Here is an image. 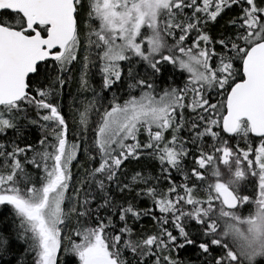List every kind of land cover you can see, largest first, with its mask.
<instances>
[{
    "label": "snow or ice",
    "instance_id": "snow-or-ice-1",
    "mask_svg": "<svg viewBox=\"0 0 264 264\" xmlns=\"http://www.w3.org/2000/svg\"><path fill=\"white\" fill-rule=\"evenodd\" d=\"M0 209V264H264V0H0Z\"/></svg>",
    "mask_w": 264,
    "mask_h": 264
},
{
    "label": "trees",
    "instance_id": "trees-1",
    "mask_svg": "<svg viewBox=\"0 0 264 264\" xmlns=\"http://www.w3.org/2000/svg\"><path fill=\"white\" fill-rule=\"evenodd\" d=\"M235 13L232 12V13H228V15H234ZM224 23L223 20L220 21V25H222ZM220 25H216L214 28H212V31H213V34H215L216 32L220 31ZM211 27V26H210ZM176 79L179 81L181 79H183V77H180V76H177ZM95 83H99V80L97 79V81H95ZM74 84L72 85V91H73V94H75V89H74ZM110 95V94H109ZM186 116L188 115V113L186 112L185 114ZM39 130L35 127L31 128L27 133V137H28V141L29 142H32L34 141L38 136H39ZM9 135H11V133H9ZM181 135H186V133H181ZM144 137H141V139H143ZM237 140H239L240 142V145L243 147L244 146V143L242 140H240V138H237L236 140H233L232 143H236ZM258 143V140L256 141ZM188 164L189 166H191L192 164V161H191V157H189L188 159ZM129 167H136L137 169H139V166L138 165H129ZM75 169V167H74ZM158 167L156 168V171H158ZM75 171V170H74ZM150 205V201H143L141 202V207H147ZM0 211H4V212H7L9 211V209H0ZM141 225L145 228V229H148V230H155V227H154V224H153V221L149 218V217H143L141 219V221L139 222V224L137 225V228H140ZM195 254V249L194 248H189L188 250L186 251H181L179 253V255L183 258V257H190V256H194ZM63 252L61 251L60 253V256L61 258H63Z\"/></svg>",
    "mask_w": 264,
    "mask_h": 264
},
{
    "label": "rangeland",
    "instance_id": "rangeland-1",
    "mask_svg": "<svg viewBox=\"0 0 264 264\" xmlns=\"http://www.w3.org/2000/svg\"><path fill=\"white\" fill-rule=\"evenodd\" d=\"M75 86V85H74ZM74 89H75V87H74ZM75 91H76V89H75ZM75 170V169H74Z\"/></svg>",
    "mask_w": 264,
    "mask_h": 264
}]
</instances>
